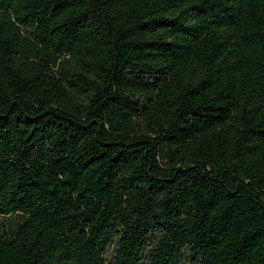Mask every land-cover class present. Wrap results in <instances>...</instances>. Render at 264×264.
Masks as SVG:
<instances>
[{"label":"trees","instance_id":"1","mask_svg":"<svg viewBox=\"0 0 264 264\" xmlns=\"http://www.w3.org/2000/svg\"><path fill=\"white\" fill-rule=\"evenodd\" d=\"M0 264H264V0H0Z\"/></svg>","mask_w":264,"mask_h":264},{"label":"rangeland","instance_id":"2","mask_svg":"<svg viewBox=\"0 0 264 264\" xmlns=\"http://www.w3.org/2000/svg\"><path fill=\"white\" fill-rule=\"evenodd\" d=\"M111 252V251H110ZM111 253H109V255H110Z\"/></svg>","mask_w":264,"mask_h":264}]
</instances>
